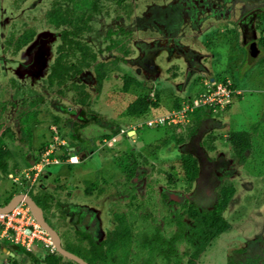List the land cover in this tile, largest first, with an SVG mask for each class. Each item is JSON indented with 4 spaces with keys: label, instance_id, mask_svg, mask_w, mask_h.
Wrapping results in <instances>:
<instances>
[{
    "label": "flooded vegetation",
    "instance_id": "1",
    "mask_svg": "<svg viewBox=\"0 0 264 264\" xmlns=\"http://www.w3.org/2000/svg\"><path fill=\"white\" fill-rule=\"evenodd\" d=\"M4 1L11 2L16 8L27 2ZM137 1L36 0L29 9L43 4L45 9L41 19L32 18L31 25L25 24L19 30L13 22L6 33L3 27L5 21L0 17V77H5L7 85L0 89V93H8V102L5 101L11 110L20 106L30 107V110L20 111L17 124H1L0 127V160L4 165L0 166V176L11 178L14 182L20 181L19 184L24 183L26 188L11 194L3 191L0 196L8 198L5 203L16 194L29 196L42 210L43 221L55 231L59 246L87 264H128L130 259L137 258V254H132L133 246L143 250L141 264H152L156 255L160 256L162 264H180L181 257L176 252L179 240L191 248L185 263L188 264L194 248L203 243L194 234L202 224L189 213L196 212L199 216L215 207L219 189L215 192L214 188L220 184V178L212 183L209 177L216 168L228 164L226 155L218 151L215 156H210L205 148H202L203 152H189L197 159V176L192 181L186 180L189 184L183 194L170 191V181L173 182L170 169L161 166L165 157H157L158 151L170 143V130L159 126L163 128L159 144L155 142L152 149H149L151 144H143L142 148L147 149V155L142 154V151L135 153L133 142L143 125H66V122L78 121L80 114L79 110L74 111L70 105L64 106L61 99L69 90L74 91L78 93L76 104L90 111L92 93L100 94L109 76L119 70L122 71L119 77L122 79V91L125 76L132 79L130 90L123 92L133 97L138 93L140 83L143 84L141 87L146 85L152 91L162 88L165 85L162 84L164 73L167 83L170 84V80L175 82L170 86L178 91L184 89L192 73H200L199 80L203 83L217 81L210 75L208 61L211 60V68H215L218 73L230 67L228 53L218 48L225 44L229 48H240L246 64L254 61L264 64V0H158L148 4L142 15L139 6L134 14ZM0 11L2 14L1 7ZM146 27L154 36L142 40L139 33ZM207 49L213 51L208 53ZM216 51H221L218 62L215 59ZM173 61L177 64H172ZM170 64L176 71H172ZM233 67L235 71L240 70V63L236 64L235 61ZM4 72L12 74L8 77ZM45 103L56 112L63 109L69 116L61 121L56 113L51 114L53 124L48 127L51 141H47L43 149V145L38 149L33 146V125L36 126L39 121L38 108ZM0 107V112L5 111V102ZM206 123L211 124L212 121ZM25 125L29 127L27 135L23 131ZM91 126L95 130L92 137L88 130ZM66 127L69 128L68 134H71L72 141L63 138L56 141V133ZM207 128L210 130L212 126L208 125ZM130 131H134L133 134H129ZM83 133L88 137L85 138ZM201 133H198V137ZM75 135H80L81 139H76ZM12 143L17 145V149L26 144L29 151L18 149L15 152L11 148ZM49 143H53L56 161L52 160L40 167L38 164ZM83 145L88 146L84 152ZM195 145L199 147L197 143ZM101 149L115 165L105 176L95 181L91 177L76 178L81 180V188L73 190L67 189L63 183L54 184L58 176L53 181L45 182L46 170L51 165L70 166L87 162L95 154L97 156ZM63 154H66L64 158L61 157ZM72 154L77 156V162L71 164L69 158ZM141 167V175L144 172L146 175L157 172L166 177V186L160 193L163 203H187L182 213L188 215L192 222L186 223L175 212L178 214L174 221L176 228L172 235H166L163 225L151 219L150 211H140L146 201L150 200L151 194L147 190L146 199L139 196ZM94 170L96 172L100 169ZM114 171H119L122 179L116 182V189L109 192L104 183ZM208 181H211L212 186ZM207 195L215 196L214 204L209 208H205L204 204ZM221 214L223 216V212ZM139 220L148 223L138 228ZM221 232L216 233L209 242ZM189 236H193L194 241L189 242ZM45 237L46 241L34 244L29 249L10 241H0V256L4 255L0 264H46L47 256L56 257L58 264H80L61 254L48 233ZM170 244L174 249L171 256ZM202 250L192 259L193 264ZM263 259L256 255L242 261L231 260L230 263L258 264Z\"/></svg>",
    "mask_w": 264,
    "mask_h": 264
},
{
    "label": "rangeland",
    "instance_id": "2",
    "mask_svg": "<svg viewBox=\"0 0 264 264\" xmlns=\"http://www.w3.org/2000/svg\"><path fill=\"white\" fill-rule=\"evenodd\" d=\"M33 1L36 0H27L24 5L20 4V8H16L17 6L14 7L11 2H3V0H0V3H2L0 5L2 8V14L0 13V17L2 16L1 19H4L5 21L3 24L5 33L9 30V26L13 22L16 24L15 28L19 30V28L25 27V24L31 25L33 23L32 18L41 19L45 7L43 4H38L31 10L29 7L32 5L31 3ZM157 1L158 0H138L134 4V14H136L138 6L141 12L140 14L142 15L148 4L151 2L156 3ZM5 17H7V20H5ZM35 23L36 20L34 21V25ZM147 27L143 28L144 30H140L139 34L142 40H149L154 36L152 31L148 30ZM218 48L222 50V52L228 53L230 67H227L226 70L218 73L215 68H211L213 63L211 64V60H209L208 68H210V75L215 77L217 81H219V79L223 80L229 78L234 82L235 87L240 90L241 94L233 97V101L228 109L214 111L208 118V121L211 120L212 123L207 124L205 121L202 127L198 128L193 136H188L184 126L189 120L180 123L174 131L176 135H182V143L179 144L174 139H170V143L166 147L161 148L157 153V157L159 155L165 157V159L163 158L164 161L161 165L162 168L170 169V177L173 179L172 183L170 181V191H178L182 194L187 190L189 184V182L183 178L178 166V161L182 153H192L193 151L199 152L204 150L202 148H205L210 156H215L214 154H217L219 151L218 153L226 155V158L229 160L228 164L223 166V168H216L214 173L212 172L209 177V179L212 180V183L220 178V184L214 188L215 192H217V190L224 184L230 183L234 187V193L226 209L223 211V218L227 221L228 227L204 247L196 258L194 264H229L231 260L242 261L247 257H255L256 255L264 258V64L259 61H254L252 64H246L244 62L245 58L243 52L240 48H229L227 44ZM206 51L211 53L213 50L207 49ZM219 54H221V51L219 53L216 51L215 59H217V62L221 59V55ZM235 61L236 64L237 62L240 63V70L238 71H235V67H233ZM178 63L180 64V62ZM172 64H177V62L173 61ZM172 64H170L172 66V71H176ZM179 66L182 65L180 64ZM225 67L226 66L222 68ZM121 72L122 71L119 70L109 76L100 94L96 95L92 93L89 103L90 111L76 104L75 100L78 97V93L70 90L65 93V96L61 99V102L63 101L62 104H64V106L70 105V107H73L72 109L74 111L75 109L79 110L78 113L80 114V119L78 121H75L74 123L66 122V125L128 124L136 126V124L142 122L143 126L141 128L138 127L140 129L137 134V139L133 142V146L135 148V153L142 151V154L147 155L148 151L147 149L142 148L143 144H151L149 149H152L155 142L158 143L159 138L163 136V128L148 127L144 122L151 116L164 113L171 109L173 97H179L182 101V99H186V97H196L199 92L204 91L203 82L199 80L201 74H190L185 83L186 85L184 89L178 91L170 86V84H174L175 82L170 80V84L167 83L168 81H166V75L164 73L162 84L165 85L159 89L161 91L159 107L150 108L148 113H145L141 117H135L127 116L124 111L126 105L134 97L132 94L124 93L122 91V79H119ZM3 74L9 77L12 73L8 72L7 74L4 72ZM169 75L170 72L168 73V76ZM0 78V89H4L7 87V85H5L6 79L5 77ZM5 90L8 91V88ZM4 93H0V106L5 102V111L0 112V127L1 124H17V118L20 116L21 112L24 110H30V107L25 106H20L17 109L15 108L14 110H11V108H8V103L6 104V101L8 102V100H6L8 99V93H5V95ZM147 93L149 97H152V90L147 91ZM38 109L39 113L37 116L39 121L36 123V126L33 125V146L34 148L40 149L42 145L47 143V141H51V136H49L50 129L48 128L53 124L51 114L56 113L61 121L69 115L65 113L63 109L56 112L47 103L40 106ZM203 109L205 110L206 108ZM24 119L28 118L24 117ZM61 123L62 122H59V124ZM208 125H211L212 129L208 130ZM28 128V125H25L23 128L25 135L29 133ZM164 128L168 129V131L171 130V126L166 125ZM88 130L90 131L89 135L92 137L95 130L92 126ZM237 130H244L251 134V147L243 153L244 159H240L234 155L232 147L227 140L230 131ZM68 132L70 131L67 127L61 129L56 133V136L58 137L56 141L63 138L64 140L71 142V134H68ZM199 132H202L200 137H198ZM168 134L169 133H167L166 136H168ZM83 136L85 138L88 137L85 133H83ZM79 137L80 135H75L76 139H81ZM210 138H214L212 141L213 148H209L208 146ZM195 143H197L199 147H197ZM100 144L99 147L101 146ZM10 145L15 152L19 151L18 149L22 152L29 151L26 148V144H22V148L18 147V149L15 147V143ZM193 145L195 146V149L192 148ZM89 147L92 148L90 145ZM86 149H88V146L83 145L82 152ZM99 151L100 152H98L97 156L95 154L87 162H80L70 166L51 165L50 168L46 170L47 179L45 182L51 181L58 176L59 179L58 181H54V184L63 183L66 185L67 189L73 190L81 188V180L76 178L84 179L91 177L93 178L91 180L95 181L96 178L98 179L103 177V175L105 176V173L107 174L108 172H111L115 168V165L112 164L113 162L111 158L103 151V149ZM56 152L59 153V150L56 149ZM12 162L14 161L12 160ZM24 166L27 167V164ZM95 168L100 170L95 172ZM141 170L142 167L139 170V173ZM144 174L146 175V172L142 175L141 173L139 174L138 184L141 189H139V196L146 199L148 196V193L146 192L147 190H150L151 194L149 195L150 200L146 201V204L143 205V208H141L140 211L142 213L150 211L152 213L151 219L156 221V224L163 225V231L166 235L173 234L176 228L174 221L178 214L180 215L181 220L186 223L192 222L188 215L182 213L184 207L188 205L187 203L183 201L181 203H170V205L163 203L160 193L166 186V177L157 172H151L147 174L148 176L146 175V177ZM113 176L116 178L112 179ZM143 176L146 178L145 183L143 181ZM0 179V193L5 191L6 193L11 194L21 192L26 188L24 183L19 184L20 181L14 182L11 178L4 176H0ZM120 179H122V176L119 174V171H114L111 178L107 179V182L104 183L107 191L113 192L118 185L116 182ZM208 182L209 185L212 186L211 181ZM99 184L102 185V183ZM211 186L209 187L211 188ZM6 189L8 191H6ZM210 195H212V193H210ZM210 197L207 195L205 198V208H209L214 204L215 196L211 197V199ZM7 199L8 198H4V196H0V205L5 203ZM175 212L178 214L176 215ZM169 220L170 223H168ZM147 223L148 222H142V220H139L137 227L142 228V226ZM176 245L177 256L181 257L180 264H185L188 255L191 252V248L183 240H179ZM31 247H34V245ZM132 254H137V258L134 257L130 259L128 264H141L142 256L144 257L143 250L133 246ZM2 255L0 256L1 260L2 257H4V255ZM155 263H163L160 256H155L152 264ZM258 264H264V259L259 261Z\"/></svg>",
    "mask_w": 264,
    "mask_h": 264
},
{
    "label": "trees",
    "instance_id": "3",
    "mask_svg": "<svg viewBox=\"0 0 264 264\" xmlns=\"http://www.w3.org/2000/svg\"><path fill=\"white\" fill-rule=\"evenodd\" d=\"M224 80V79H223ZM140 88L136 96L126 105L124 111L127 116L141 117L145 113H148L150 108L159 107L161 91L156 89L152 93V97L148 96L147 91L150 89L145 85L140 83ZM132 86V79L129 76H125L123 82V91L127 92ZM232 88H236L234 82L231 85ZM238 96V95H237ZM180 98L173 97L171 108L180 107ZM231 103L228 104L224 109H228ZM207 109V108H206ZM204 110L203 108H197L189 115V121L184 124L188 136H193L198 128L202 127L203 123L208 121V118L214 112L210 109ZM219 111V110H218ZM29 122V121H26ZM178 125H172L170 130V139H174L177 143H182V135H176L175 128ZM109 137V136H108ZM214 138H210L209 148H213L212 141ZM230 146L233 151L236 153V156L240 159H244V152L251 147V134L244 130L230 131L227 138ZM46 144L43 145L42 149ZM66 154H63L61 157L64 158ZM68 155V154H67ZM0 166L4 167L3 161L0 160ZM179 170L183 175V178L187 181H192L197 176L198 163L197 159L192 156L189 152L182 153L178 161ZM171 180V179H170ZM234 193V187L232 184H224L219 188V196L217 198V203L212 211L202 213L197 215L196 212H190L189 214L195 218L197 221L202 224V227H197V230L194 234L197 237H200L203 243L199 244L194 248V251L191 254V258L188 264H193V258L196 257L197 253L202 250L206 243L216 234L221 231H224L228 227L227 221L223 218L222 212L227 207L232 195ZM200 218V219H199ZM214 228V229H212ZM193 236H189L188 241H194ZM24 250V249H23ZM174 253V249L170 244V256ZM46 264H58L57 258L53 256L45 257ZM230 264H239L238 262H231Z\"/></svg>",
    "mask_w": 264,
    "mask_h": 264
},
{
    "label": "built area",
    "instance_id": "4",
    "mask_svg": "<svg viewBox=\"0 0 264 264\" xmlns=\"http://www.w3.org/2000/svg\"><path fill=\"white\" fill-rule=\"evenodd\" d=\"M203 85L204 91L199 92L196 97L182 99L180 107L151 116L144 124L149 127L180 125L189 120L190 113L195 109L203 107L212 111L222 110L240 93V90L231 87L232 81L228 78L211 83L204 82ZM140 125L142 122L136 124ZM55 156L53 143H49L38 166L42 167L52 160L56 161ZM69 162L76 163L77 156L72 154ZM46 234L24 202H20L8 212H0V241H10L29 249L34 244L46 241Z\"/></svg>",
    "mask_w": 264,
    "mask_h": 264
},
{
    "label": "water",
    "instance_id": "5",
    "mask_svg": "<svg viewBox=\"0 0 264 264\" xmlns=\"http://www.w3.org/2000/svg\"><path fill=\"white\" fill-rule=\"evenodd\" d=\"M134 131H130L129 134H133ZM20 202H24L26 203V205L29 207V210L32 214V216L34 217V219L40 224V226L45 229L47 231V233L50 235V237L52 238V240L54 241V244L57 248V250L63 254L64 256L70 258V259H74L75 261L79 262L80 264H87L85 263L82 259H80L79 257L75 256L74 254L64 251L60 246H59V242H58V237L55 233V231L48 226V224L46 222L43 221L42 218V210L31 200V198L25 194H16L14 196L11 197V199L3 204L0 205V212H8L11 209H13L17 204H19Z\"/></svg>",
    "mask_w": 264,
    "mask_h": 264
},
{
    "label": "clouds",
    "instance_id": "6",
    "mask_svg": "<svg viewBox=\"0 0 264 264\" xmlns=\"http://www.w3.org/2000/svg\"><path fill=\"white\" fill-rule=\"evenodd\" d=\"M226 79V78H225ZM239 90V89H238ZM241 94V92L238 94V95H240ZM232 103V102H231Z\"/></svg>",
    "mask_w": 264,
    "mask_h": 264
}]
</instances>
